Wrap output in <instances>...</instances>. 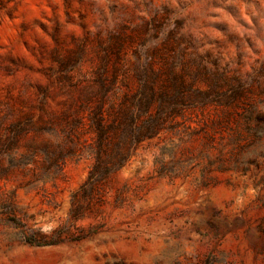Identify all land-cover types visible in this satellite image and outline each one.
Listing matches in <instances>:
<instances>
[{"label": "rangeland", "instance_id": "1", "mask_svg": "<svg viewBox=\"0 0 264 264\" xmlns=\"http://www.w3.org/2000/svg\"><path fill=\"white\" fill-rule=\"evenodd\" d=\"M0 264H264V0H0Z\"/></svg>", "mask_w": 264, "mask_h": 264}]
</instances>
